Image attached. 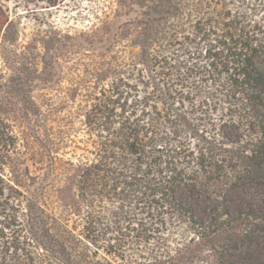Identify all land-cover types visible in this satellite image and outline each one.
<instances>
[{
	"label": "trees",
	"instance_id": "16d2710c",
	"mask_svg": "<svg viewBox=\"0 0 264 264\" xmlns=\"http://www.w3.org/2000/svg\"><path fill=\"white\" fill-rule=\"evenodd\" d=\"M89 11L0 4V264H264V0Z\"/></svg>",
	"mask_w": 264,
	"mask_h": 264
},
{
	"label": "rangeland",
	"instance_id": "374dc122",
	"mask_svg": "<svg viewBox=\"0 0 264 264\" xmlns=\"http://www.w3.org/2000/svg\"><path fill=\"white\" fill-rule=\"evenodd\" d=\"M93 1L61 0L60 5L57 7H48L47 0H0V4L8 8L12 16H16V19L18 18L26 38L31 36L33 30L44 31L50 29V24L52 23H57L61 28L70 31L84 29L90 18L89 10ZM92 54L93 52L90 54L89 51H86L85 58ZM78 57V54H72L70 58L71 62L76 61ZM71 75L73 76V73ZM50 90L52 92H59L62 88L59 85H52ZM204 127L206 129L211 128L210 124ZM179 143L185 148L189 146L193 147L198 142L196 140L190 142L189 139L183 137Z\"/></svg>",
	"mask_w": 264,
	"mask_h": 264
}]
</instances>
